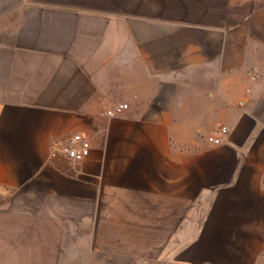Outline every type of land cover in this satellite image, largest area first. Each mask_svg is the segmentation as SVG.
<instances>
[{"label": "crops", "instance_id": "0c3cea01", "mask_svg": "<svg viewBox=\"0 0 264 264\" xmlns=\"http://www.w3.org/2000/svg\"><path fill=\"white\" fill-rule=\"evenodd\" d=\"M0 264H264V0H0Z\"/></svg>", "mask_w": 264, "mask_h": 264}, {"label": "built area", "instance_id": "2783aa9c", "mask_svg": "<svg viewBox=\"0 0 264 264\" xmlns=\"http://www.w3.org/2000/svg\"><path fill=\"white\" fill-rule=\"evenodd\" d=\"M128 103H118L115 107L108 109L106 114L115 116L128 109ZM228 132L227 127L223 126L213 134L207 136V141L218 145L223 141L225 134ZM59 147V150L66 155L68 160L72 162H80L90 155L91 143L89 139L82 133H75L71 138L64 142L54 143Z\"/></svg>", "mask_w": 264, "mask_h": 264}]
</instances>
